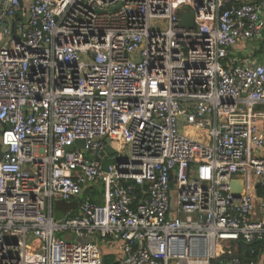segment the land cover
I'll use <instances>...</instances> for the list:
<instances>
[{"label": "built area", "instance_id": "2783aa9c", "mask_svg": "<svg viewBox=\"0 0 264 264\" xmlns=\"http://www.w3.org/2000/svg\"><path fill=\"white\" fill-rule=\"evenodd\" d=\"M0 144V264H264V0H0Z\"/></svg>", "mask_w": 264, "mask_h": 264}, {"label": "crops", "instance_id": "0c3cea01", "mask_svg": "<svg viewBox=\"0 0 264 264\" xmlns=\"http://www.w3.org/2000/svg\"><path fill=\"white\" fill-rule=\"evenodd\" d=\"M98 193L99 194L103 193L102 188H99V190L96 191V194H98ZM97 197L98 196H95V198H96L95 200L98 202L96 204L104 203L102 198H97ZM74 203L76 204L77 201H74V202L69 203V204L58 203L55 206V209H58L59 213H62V215L61 214L57 215L56 213H54L55 218L58 220H63V219H66L67 216L68 217L76 216L78 214V204L76 206V205H74ZM85 241L88 243H92V244L99 247V249L103 255V264H107V263H105V257L108 258L109 262H112L109 264H121V261L125 255V252H124L125 243L122 240H115V239H112L111 237L104 239V238H101L100 236H95V237L89 238ZM259 243H261V242H258L256 244L259 245ZM237 247H239V251L233 253V248H237ZM246 253H247V250L244 251V255L241 254L239 243L233 244L231 255L241 256L243 260H248L249 258H246ZM258 253H260V250H258Z\"/></svg>", "mask_w": 264, "mask_h": 264}, {"label": "water", "instance_id": "95a60500", "mask_svg": "<svg viewBox=\"0 0 264 264\" xmlns=\"http://www.w3.org/2000/svg\"><path fill=\"white\" fill-rule=\"evenodd\" d=\"M179 26L181 28H185L186 30H194V16L192 13L190 12H187L185 13L184 15L181 16V20H180V24ZM109 142V141H107ZM82 143V142H81ZM115 153V150L110 146L108 145L107 148H106V151L104 154H102L103 156L105 154H108V155H112ZM2 151H1V144H0V161L2 159ZM242 188H243V181L242 180H235L233 183H232V189H231V192L233 194V196L235 198H239L241 192H242ZM12 239L8 240V242H11Z\"/></svg>", "mask_w": 264, "mask_h": 264}, {"label": "trees", "instance_id": "16d2710c", "mask_svg": "<svg viewBox=\"0 0 264 264\" xmlns=\"http://www.w3.org/2000/svg\"><path fill=\"white\" fill-rule=\"evenodd\" d=\"M259 193L260 194H262V190H259ZM95 192H93L92 193V196H91V200L93 201V202H95V203H98L95 199ZM77 204L78 203H74V205H76L77 206ZM239 245H240V250H241V254L242 255H244V251H246L247 250V253H246V258H251V256L248 254L249 252H250V250L252 249V247H254V248H256L257 250H261L262 249V247H263V242H261V243H259V245H256V244H254V245H248V244H246L243 240H240L239 242ZM257 246V247H256ZM230 257V256H229ZM105 263H107V264H109V263H112V262H109L108 261V258L107 257H105Z\"/></svg>", "mask_w": 264, "mask_h": 264}, {"label": "rangeland", "instance_id": "374dc122", "mask_svg": "<svg viewBox=\"0 0 264 264\" xmlns=\"http://www.w3.org/2000/svg\"><path fill=\"white\" fill-rule=\"evenodd\" d=\"M257 109H261V108L258 107ZM126 149H127V148L124 147V148H123V151H121L120 153L124 154V153L126 152ZM55 213H56L57 215H59V214L62 215V213H59V210H58V209H55ZM59 237L64 238V234H60ZM233 253H234V252H233Z\"/></svg>", "mask_w": 264, "mask_h": 264}]
</instances>
